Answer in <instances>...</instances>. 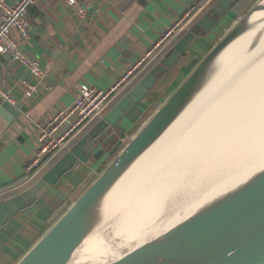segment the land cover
<instances>
[{
    "label": "water",
    "instance_id": "water-1",
    "mask_svg": "<svg viewBox=\"0 0 264 264\" xmlns=\"http://www.w3.org/2000/svg\"><path fill=\"white\" fill-rule=\"evenodd\" d=\"M131 1L121 0L119 7ZM237 1L218 0L214 12L203 19L205 28L199 22L186 31L170 54L130 86L87 132L72 140L34 184L0 201L1 225L26 205L24 201L32 204L69 173L92 166L106 152L113 154L13 264H264V152L169 222L126 241L121 250L100 248L102 227L114 217L174 127L214 86L264 48V0H255L199 59L189 63L186 74L118 147L123 136L118 133L120 119L186 55L189 43L201 36L198 29L210 30ZM27 110L22 100L11 103L0 96V139L15 130L19 113ZM55 194L64 200L60 190ZM116 238L121 239L117 234Z\"/></svg>",
    "mask_w": 264,
    "mask_h": 264
},
{
    "label": "crops",
    "instance_id": "crops-1",
    "mask_svg": "<svg viewBox=\"0 0 264 264\" xmlns=\"http://www.w3.org/2000/svg\"><path fill=\"white\" fill-rule=\"evenodd\" d=\"M4 1L13 5L17 0ZM80 1L88 8L84 19L78 18L74 9L63 0H36L28 7L29 34L23 36L17 30H12L11 34L23 53L37 60L43 71L40 78L34 77L9 55L0 54V88L9 97L8 101L15 103L22 100L28 109L26 113H19L15 130L5 139H0V195L29 181L25 163L36 148L39 126L54 108L66 107L73 101L79 83L89 82L101 88L109 86L152 46L155 39L180 17L186 7L196 4L198 0H133L123 9L119 7L121 0ZM217 1L203 0L197 5L181 36L199 22L205 28L203 19L214 12ZM1 14L0 11V19ZM238 15L230 6L210 30L198 29L197 33L201 36L198 35L187 47L189 61L199 59ZM183 60L181 58L177 68L166 79V84L160 77L146 99L120 119L118 133L122 131L123 136L119 137L121 143L118 147L186 74L189 67ZM137 78L117 95L106 111L137 82ZM28 83L34 88L26 96L24 93ZM98 119L79 131L75 138L87 132ZM67 146L48 157L40 171L44 173L57 162ZM111 156L106 152L92 166L69 173L61 178L55 188L41 194L32 204L24 201L26 205L22 209L1 223L0 264H13L58 216L64 203L73 200L84 189L96 172V167L103 166ZM57 190L64 194V200L55 194Z\"/></svg>",
    "mask_w": 264,
    "mask_h": 264
},
{
    "label": "bare ground",
    "instance_id": "bare-ground-1",
    "mask_svg": "<svg viewBox=\"0 0 264 264\" xmlns=\"http://www.w3.org/2000/svg\"><path fill=\"white\" fill-rule=\"evenodd\" d=\"M164 142L102 227L101 249L121 250L169 222L264 152V48L214 86Z\"/></svg>",
    "mask_w": 264,
    "mask_h": 264
},
{
    "label": "built area",
    "instance_id": "built-area-1",
    "mask_svg": "<svg viewBox=\"0 0 264 264\" xmlns=\"http://www.w3.org/2000/svg\"><path fill=\"white\" fill-rule=\"evenodd\" d=\"M35 1L17 0L13 5H8L4 0H0L2 13L0 19V54L9 55L17 64L27 68L34 77L40 78L43 71L37 60L23 53L11 34L13 29L23 36L29 34L30 24L27 19V12L28 7ZM63 1L74 9L78 18H85L87 5L80 0ZM196 9V4H190L186 7L180 17L166 27L155 39L152 46L124 69L109 86L101 88L89 82H81L78 85L75 98L68 106H58L52 110L48 118L39 126L36 148L25 163V171L30 176L29 180L38 174L48 157L68 145L79 131L105 113L117 95L137 78L156 56L183 31ZM33 88V85L28 83V89L24 94L29 96ZM0 96L9 100L1 88Z\"/></svg>",
    "mask_w": 264,
    "mask_h": 264
},
{
    "label": "trees",
    "instance_id": "trees-1",
    "mask_svg": "<svg viewBox=\"0 0 264 264\" xmlns=\"http://www.w3.org/2000/svg\"><path fill=\"white\" fill-rule=\"evenodd\" d=\"M202 1L203 0H198L196 2V5H199ZM250 3H251V0H238L236 3H234L232 5V8L234 10H236V12L242 13V12H244V10H246L249 7ZM181 34L182 33H180L178 36H176L172 40V42L165 48V50L162 51L159 55L156 56V58L148 65V67L142 71V73L138 76V78L136 79V81H138L146 72H148V70L150 68L156 66L160 62V59L162 57L168 56L170 54V51L172 50L173 44L175 43L176 40L179 39V37L181 36ZM188 57H189V53H186L185 56H182V57H180L178 59V61L176 62V64H178L179 61H181V58L184 59L183 61H184V63L186 62L187 65H189V63H191V62L194 63V60L189 61ZM184 63L182 62L181 64H184ZM42 174H43V172L40 171L36 176H34L29 181H27L25 184L19 185L20 187L18 186L16 189L10 190V191L6 192L5 194L0 195V200L3 197L6 198L8 196H12L14 194L20 193L21 191H24L25 189H27L28 187H30L37 179H39Z\"/></svg>",
    "mask_w": 264,
    "mask_h": 264
},
{
    "label": "rangeland",
    "instance_id": "rangeland-1",
    "mask_svg": "<svg viewBox=\"0 0 264 264\" xmlns=\"http://www.w3.org/2000/svg\"><path fill=\"white\" fill-rule=\"evenodd\" d=\"M255 0H251L250 5L254 2ZM249 5V6H250ZM245 11V10H244ZM243 13V12H242ZM240 14V13H239ZM177 68V64L171 66L168 70H166V72H164L161 76V81L164 82L166 84V81L168 80L170 74H172L173 70ZM167 79V80H166Z\"/></svg>",
    "mask_w": 264,
    "mask_h": 264
}]
</instances>
